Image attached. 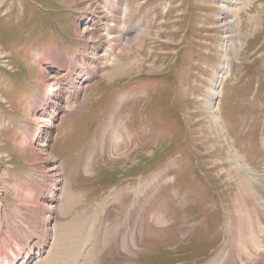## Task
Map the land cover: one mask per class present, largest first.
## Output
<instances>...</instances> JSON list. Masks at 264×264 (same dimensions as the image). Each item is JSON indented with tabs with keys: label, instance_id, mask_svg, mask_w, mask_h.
I'll use <instances>...</instances> for the list:
<instances>
[{
	"label": "rangeland",
	"instance_id": "1",
	"mask_svg": "<svg viewBox=\"0 0 264 264\" xmlns=\"http://www.w3.org/2000/svg\"><path fill=\"white\" fill-rule=\"evenodd\" d=\"M113 4L0 0V216L20 222L15 206L33 199L15 189L33 172L31 126L44 125L58 218L41 255L30 241V264H235L224 254L242 235L237 264H258L264 244L249 237L261 230L264 243V0H125L118 12ZM119 35L114 49L100 46ZM96 38L108 57L70 99L64 70L42 58L91 59ZM113 227L123 237L115 243L105 239Z\"/></svg>",
	"mask_w": 264,
	"mask_h": 264
},
{
	"label": "bare ground",
	"instance_id": "2",
	"mask_svg": "<svg viewBox=\"0 0 264 264\" xmlns=\"http://www.w3.org/2000/svg\"><path fill=\"white\" fill-rule=\"evenodd\" d=\"M120 1H123L124 2L125 0H115V3L116 4H113L112 8L107 7V9H111L112 11L114 9L116 12H118L117 5H118V3ZM229 8H231V7H229ZM116 12L115 13H112L113 16H111V19H112L111 21H115V22H112V24L119 22V18H118L119 15ZM105 18L108 19V16L105 17ZM87 19L91 21L92 20V17L87 16ZM108 32L109 33H106L105 34L106 36H108L110 34V31H108ZM100 37L103 38L104 36H100ZM121 37L122 36L119 35V36H117L115 38V40H113L114 37H113V39L111 38L112 42H110L109 38L106 37V39L108 41L102 43L101 45H100V41H98L99 38H96L95 40H93L90 43L87 42V44L89 43V47L92 50V51H90L91 52L90 53L91 59H88V58H85V57H79L75 61H70L66 57L62 56V53L60 51H52V52L44 55L43 58H42V61H44L45 63H50V62L57 63V65L59 64L58 67L59 68H62V70H64V73H63L64 75H62V76L60 75V73H55V74L60 75L61 78L64 80L65 84L62 85V90L63 89L68 90V92H70L69 95H68V97H70V99H71L73 97H76L79 93H81L83 91V88H82L83 85L82 84L85 81H88L92 77H94L95 74H96V72L100 69V65L98 63V60L100 59V57H102V56H107L108 57V54H105L104 51L101 52L102 53L101 56L98 55L99 52H96L95 51L96 48H98L99 45H100L101 47L104 46L105 48H112V49H114L115 46L117 45V43L119 41H122ZM89 47H88V45L87 46L86 45H83V51L88 50ZM86 54H89V53H86ZM40 72H41L40 73L41 74L40 75V78L43 79L44 82L45 81L47 82V80L49 79V76L46 75V71H43L42 70ZM55 89L56 88H55L54 84H52V83H50V85L46 86V88H45V90H46L45 91V97L43 98V101L45 103L48 101V99H50V98L53 97V92H54ZM50 102H52V101L50 100ZM61 102L62 101H59V105H57V103H56V105H57L56 107H55V105H53L52 115L57 114L60 111V103ZM44 110L45 109L41 110V112H43ZM31 127H32V135H29L30 138H32L33 132H34V135L36 134L35 136H37V138H34L35 145L33 144V141L32 140L28 142V148H26V151H29L28 153H30L29 155L32 158V161L31 162H32L33 172H32V174L30 176V179L25 183L24 189H22L21 187L19 189H15V193L16 192H20L19 190H21L22 192H25L26 191V193H27V191L28 192L30 191V192H32L33 199L26 200L23 197V200H20V202H19L18 205H16V206L14 205L17 208V212L16 213L19 214L18 217L20 218V222L12 221L11 219H13V218L10 219L11 221H8L7 222V221H5V219H4V217L2 215L0 216V244H1L0 245V259H7L8 261H10L9 262L10 264H30L32 262V259H31L32 246L30 245V241H33L32 245L34 247L33 251L35 250V254L36 255L37 254L38 255L39 254L41 255L43 253L42 250L45 249V245L47 244V240L50 239V232H49L50 228H49V224H50V222L52 220L55 221L58 218L57 213L56 212L53 213L52 210H51L52 208H57V205L54 204L56 202V200H55V194H56V190H57L56 189L57 182L55 180L56 179L55 176H57L59 173L57 174V165L55 164V159H53V158H55L54 156H56V155H54L52 158H49L48 155L46 156V153H45L46 151H44V149L41 146L44 143V141L46 140V138H45V135H46V127L44 125H41V127H38V125H36V124H34ZM36 144H37V146H36ZM114 145H115V143H114ZM36 170H37V172H36ZM42 174H48V175H42ZM27 196H28L27 198H29V195H27ZM47 197H51V201H48L47 200ZM5 211L7 212V210H5ZM10 214H8V215H10ZM14 214L12 213V215H14ZM28 224L31 225V228L28 227ZM24 225H26V227H27V229H26L27 232H24L23 233V236H21L19 234V230H20V228H23ZM254 225H256V223H254ZM114 227L111 228L108 231H105V239L108 242L110 241L111 243H115L118 240H120V238H121V237L118 238ZM71 231L70 232H67L66 231L65 235L67 236V234H68V236H69L70 233H71ZM237 231L242 232L241 230H237ZM260 231L261 230H257L254 233H251V235L249 237L250 240H251V242H252V244H254V246L256 245V247L257 246L260 247L262 244H264L263 243V237H262L263 234L261 235V232ZM33 232H35V233H33ZM32 234L35 235V236H34V238L32 240H30ZM242 236L245 237V235H242ZM242 236L239 237V238H237L234 241L231 240L229 242V245H228V248H229L228 251L229 252L227 253V251H226L225 254H224V255L233 257L235 264H237V259H238L237 254H238L239 250L238 251H235V252H233L232 250H233V248L237 247L238 243L239 244L240 243H244L245 244V238H243ZM15 237H17V239H19V241L22 243V247L20 249L14 250V251L13 250H8L6 247H4L2 245L1 241H3V239H7L9 241V244H11L12 242H14ZM57 237L56 236L55 237L52 236V243H51L50 250L48 251L49 254L47 253L48 254L47 257H51L52 256L51 255V251H52V247H53V244H54V239H56ZM87 238H88V235H87ZM68 239H69V237H68ZM78 239H77V241H78ZM126 240H127V238H126ZM248 240L249 239L247 237V240L246 241H248ZM65 241H67V240L65 239ZM65 241L62 242V243H65ZM74 241H76L75 238H74ZM136 241H137V239H136ZM25 242H27V244H28L27 247L24 244ZM59 242H60V240H59ZM67 245H66V247H67ZM83 245H84V243L80 240L78 242V244L74 248H71L70 247L72 253L73 254L76 253V251L79 250V248L81 246H83ZM126 245L130 246V242L126 241ZM59 246H61V245H59ZM66 247H65V249H66ZM13 249H15V245L13 246ZM61 249H64V248H61ZM240 249H242V248H240ZM66 250H68V249H66ZM10 252L13 253V256H9V253ZM59 255L62 256V258H63V255H61V254H59ZM75 255L79 256V254H75ZM257 255L259 256L260 259L263 258V253H261V252L258 251ZM72 256L74 257V255H66V256H64V258L67 260V259H69ZM53 257H54V255H53ZM230 259H232V258H230ZM223 260L226 261L227 259H223ZM42 262H43V260L41 262H39V263H34V262L33 263L34 264H42ZM222 262L223 261H221V259L219 258V259H216L212 264H222ZM231 263H233V262H231ZM246 263L247 264H252L251 261H249V259H248V262H246ZM68 264H70V263H68ZM74 264H78V263L74 260ZM258 264H264V259H261L258 262Z\"/></svg>",
	"mask_w": 264,
	"mask_h": 264
}]
</instances>
